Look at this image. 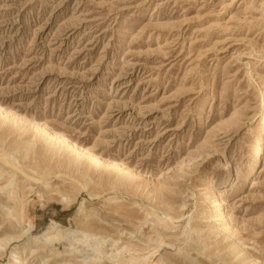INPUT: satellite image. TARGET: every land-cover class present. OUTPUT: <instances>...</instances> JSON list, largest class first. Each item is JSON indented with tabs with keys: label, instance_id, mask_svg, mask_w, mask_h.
Listing matches in <instances>:
<instances>
[{
	"label": "rangeland",
	"instance_id": "rangeland-1",
	"mask_svg": "<svg viewBox=\"0 0 264 264\" xmlns=\"http://www.w3.org/2000/svg\"><path fill=\"white\" fill-rule=\"evenodd\" d=\"M262 99L264 0H0V264H264Z\"/></svg>",
	"mask_w": 264,
	"mask_h": 264
},
{
	"label": "bare ground",
	"instance_id": "bare-ground-1",
	"mask_svg": "<svg viewBox=\"0 0 264 264\" xmlns=\"http://www.w3.org/2000/svg\"><path fill=\"white\" fill-rule=\"evenodd\" d=\"M263 97V96H262ZM260 101V100H259ZM262 101V103L264 104V99H262L261 100ZM261 104V103H260ZM262 104V105H263ZM0 112L2 113V115H3V117H8V118H12V119H14V120H19L20 118H18V116L17 115H15V114H13V113H10V111L9 110H7V109H2L1 107H0ZM262 120H264V117L262 118ZM19 122V121H18ZM39 126V125H38ZM42 129H43V127H42ZM45 130V129H44ZM45 132H47V135L52 139V140H54V141H56V143H59V144H63V145H66V147H68V146H70V147H73V148H76L79 152H81L82 154H84V155H90L89 154V152H87L85 149H83V148H81V147H79L78 145H76L74 142H71V141H69V140H67V139H65L60 133H57V132H51V131H49V130H47L46 129V131ZM69 147V148H70ZM259 148V144L257 145V149ZM256 149V150H257ZM92 156V158L93 159H95L96 160V162H100L101 161V158L100 157H98V156H96V155H91ZM107 161V160H106ZM108 162V161H107ZM109 164V163H108ZM11 165V164H10ZM109 165H112V164H109ZM14 167V166H13ZM17 169V168H16ZM218 219V218H217ZM218 220H220V218L218 219ZM60 232L58 231V234H59Z\"/></svg>",
	"mask_w": 264,
	"mask_h": 264
}]
</instances>
